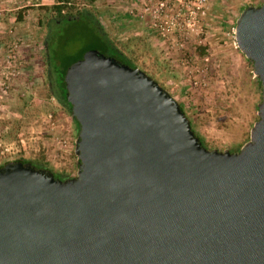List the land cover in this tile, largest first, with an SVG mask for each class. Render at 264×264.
Returning a JSON list of instances; mask_svg holds the SVG:
<instances>
[{"label": "water", "instance_id": "95a60500", "mask_svg": "<svg viewBox=\"0 0 264 264\" xmlns=\"http://www.w3.org/2000/svg\"><path fill=\"white\" fill-rule=\"evenodd\" d=\"M235 39L262 87L237 153L207 150L140 69L94 49L73 64L77 175L0 168V264H264V0Z\"/></svg>", "mask_w": 264, "mask_h": 264}, {"label": "rangeland", "instance_id": "374dc122", "mask_svg": "<svg viewBox=\"0 0 264 264\" xmlns=\"http://www.w3.org/2000/svg\"><path fill=\"white\" fill-rule=\"evenodd\" d=\"M146 1L98 0L87 9L138 69L181 102L207 150L241 149L257 121L262 90L255 84L253 64L231 36L244 5L257 7L262 0H209L207 27L199 35L200 31H182L167 40L159 38L149 20L129 14L131 7L139 8ZM53 3L0 0L1 57L8 44L18 43L13 65L20 69L9 90H0V164L18 159L44 161L55 172L74 178L78 170L73 154L75 130L69 116L48 98L45 87L47 29L40 26L46 22L45 14L30 8ZM19 9L26 10L20 22ZM70 26L55 45L67 60L77 58L90 42L82 24ZM200 48L205 49L203 54ZM4 80L0 74V83Z\"/></svg>", "mask_w": 264, "mask_h": 264}, {"label": "trees", "instance_id": "16d2710c", "mask_svg": "<svg viewBox=\"0 0 264 264\" xmlns=\"http://www.w3.org/2000/svg\"><path fill=\"white\" fill-rule=\"evenodd\" d=\"M98 0H54L52 5H35L34 7L37 10L45 14L46 22L45 24H40V26L47 29V32L44 37L45 43V57H46V82L45 87L47 90V96L50 99L55 100L56 104L60 107L66 115L69 116L72 121L76 138L79 132V124L75 118L71 115V105L67 101V88L65 83V75L67 70L75 63L80 61L84 54L91 50H97L102 55L115 59L116 61L125 64L131 68H137V65L131 61L122 50H120L109 38L106 31L101 27L97 18L87 9V5H93ZM252 5H244L241 11L245 8L251 7ZM255 7V6H254ZM29 8V7H28ZM25 9H19L17 21H22L24 17ZM83 25V31L86 33L87 38L89 39V45L86 47L80 55L73 59L67 60L60 50L55 48L56 43L62 42V34H66L70 31L71 26H80ZM85 25V26H84ZM87 25V26H86ZM85 28V30H84ZM7 46H11L8 44ZM205 49L200 48L199 52L203 54ZM142 71V70H140ZM143 72V71H142ZM145 73V72H144ZM148 75V74H147ZM149 76V75H148ZM255 84L261 87L259 79L256 77ZM161 86V85H160ZM162 87V86H161ZM163 88V87H162ZM166 90L165 88H163ZM262 90V87H261ZM262 101V100H261ZM180 103L182 111L185 113L183 106ZM258 120V117H257ZM192 124V123H191ZM200 142L205 147L203 138L199 137ZM240 149L235 151H230L232 153H237ZM73 154L76 159L77 166L79 162L76 156V148L74 147ZM16 161H21L24 164H29L37 169L49 170L54 174L55 178L61 181H67L72 179L68 175L63 173L55 172L54 169L46 162L35 161L32 159H18ZM14 162V161H10ZM9 162H4L0 164V168Z\"/></svg>", "mask_w": 264, "mask_h": 264}, {"label": "built area", "instance_id": "2783aa9c", "mask_svg": "<svg viewBox=\"0 0 264 264\" xmlns=\"http://www.w3.org/2000/svg\"><path fill=\"white\" fill-rule=\"evenodd\" d=\"M211 11L209 0H147L139 8L131 7L129 14L141 20H149L150 28L163 40L171 38L173 33L182 31H200L207 26L205 21ZM184 35V34H183ZM182 35V36H183ZM234 45L235 28L232 31ZM18 43H14L7 48V51L1 57L0 68L1 73L6 80L0 83V90H9L10 81L16 79L20 75L19 66L16 69L15 51ZM204 72V71H202ZM9 150L6 149L5 152Z\"/></svg>", "mask_w": 264, "mask_h": 264}]
</instances>
